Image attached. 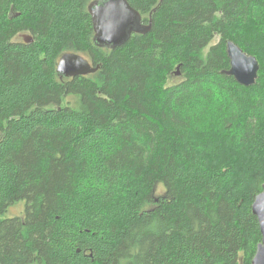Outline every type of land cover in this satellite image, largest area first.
<instances>
[{
    "label": "trees",
    "instance_id": "obj_1",
    "mask_svg": "<svg viewBox=\"0 0 264 264\" xmlns=\"http://www.w3.org/2000/svg\"><path fill=\"white\" fill-rule=\"evenodd\" d=\"M94 1L0 0V264H252L264 0H127L142 25L114 48ZM67 52L99 70L61 78Z\"/></svg>",
    "mask_w": 264,
    "mask_h": 264
},
{
    "label": "water",
    "instance_id": "obj_2",
    "mask_svg": "<svg viewBox=\"0 0 264 264\" xmlns=\"http://www.w3.org/2000/svg\"><path fill=\"white\" fill-rule=\"evenodd\" d=\"M95 41L102 47H117L124 44L133 31L140 30L142 17L127 0H98L90 4ZM25 42L34 41L31 34H22ZM227 54L230 58V69L226 74L233 76L243 86H252L257 83L260 65L258 59L246 53L233 41L227 43ZM83 55L76 52L64 53L58 62L57 71L61 78H73L93 74L99 70ZM178 66L176 74L179 75ZM252 211L257 216L262 241L258 244L252 264H264V185L263 191L256 197Z\"/></svg>",
    "mask_w": 264,
    "mask_h": 264
},
{
    "label": "rangeland",
    "instance_id": "obj_3",
    "mask_svg": "<svg viewBox=\"0 0 264 264\" xmlns=\"http://www.w3.org/2000/svg\"><path fill=\"white\" fill-rule=\"evenodd\" d=\"M176 76H177V74H176ZM24 206V205H23ZM21 210H22V205L20 204V205H18L17 207H15V208H13V209H11V211H12V214H14V213H20L21 212ZM22 212H23V210H22ZM14 215H16V214H14Z\"/></svg>",
    "mask_w": 264,
    "mask_h": 264
}]
</instances>
